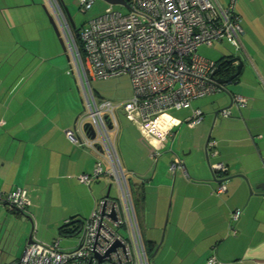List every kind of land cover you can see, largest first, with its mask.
Segmentation results:
<instances>
[{"label": "crops", "instance_id": "0c3cea01", "mask_svg": "<svg viewBox=\"0 0 264 264\" xmlns=\"http://www.w3.org/2000/svg\"><path fill=\"white\" fill-rule=\"evenodd\" d=\"M44 9L45 0H0V192L20 187L27 201L21 210L0 203V240L12 243L8 238L17 226L27 236L31 225L34 243L58 242L66 249L55 231L69 220H84L108 189V196L115 195L106 175L89 185L77 178L92 172L98 154L66 137L75 126L81 93L73 87L71 70L59 65L61 46L45 25ZM234 11L240 16L242 54L233 55L243 66L232 87L224 86L231 97L218 98L216 106L205 99L177 110L179 125L156 156L135 125L118 116L114 138L128 146L130 161L120 158L121 165L143 239L157 249L152 264H207L211 256L220 264H264V0H235ZM18 49L38 54L45 70H5L2 85V60L14 58ZM233 95L243 97L245 105L235 103ZM195 109L203 117L190 126ZM223 109L228 116H222ZM175 158L183 167L170 172ZM218 163L225 169L215 173ZM219 186L224 190L217 193ZM236 210L240 215L233 222ZM25 246L26 238L21 254Z\"/></svg>", "mask_w": 264, "mask_h": 264}, {"label": "built area", "instance_id": "2783aa9c", "mask_svg": "<svg viewBox=\"0 0 264 264\" xmlns=\"http://www.w3.org/2000/svg\"><path fill=\"white\" fill-rule=\"evenodd\" d=\"M93 1L79 0L80 6L86 8ZM47 2L65 43L83 104L66 137L98 154L92 172L77 178L89 185L106 175L116 185V195L97 200L82 220L77 244L70 250L60 249L58 242H33L25 246L14 264H152L129 180L114 144L118 116L132 122L154 156L158 155L173 128L179 125L169 111L187 107L193 100L223 88L216 82L218 63L200 56L197 48L226 41L235 49H242V27L240 16L234 11L235 0H228L225 5L217 0H129L126 14L110 6L84 21L78 30L81 48L75 42L62 0ZM123 74L129 76L132 96L120 102L97 100L91 81ZM232 100L241 106L246 103L237 95ZM221 114L226 117L229 112L223 109ZM202 117L200 109L193 110L189 125L200 123ZM214 144L213 140L208 142L210 147ZM177 167H183L179 158L170 162L169 171ZM224 169L221 163L213 165L215 173ZM223 190L219 186L217 193ZM26 202L23 188L0 192V203L11 209L21 210ZM239 215V210L232 212L231 220L235 222ZM207 264L220 262L211 256Z\"/></svg>", "mask_w": 264, "mask_h": 264}, {"label": "rangeland", "instance_id": "374dc122", "mask_svg": "<svg viewBox=\"0 0 264 264\" xmlns=\"http://www.w3.org/2000/svg\"><path fill=\"white\" fill-rule=\"evenodd\" d=\"M222 3H224L225 0H220ZM63 3L65 5V7L67 8V11L69 13V16L71 17V20L73 22V24L75 25V27H77V29L79 30L81 24L86 21L87 19L94 17L98 14H100L101 12H103L106 8L108 7H112V9L120 11L123 14H126L128 12V9H126L125 7L121 6V5H112L109 4L107 2H105L104 0H94L91 5L86 8V7H82L80 6V2L79 0H63ZM45 10H47L49 13V7H48V2L47 0H45ZM45 25L46 27L50 28V23L48 20V16L45 12ZM51 30V29H50ZM55 36V35H52ZM56 38V37H55ZM57 39V38H56ZM47 42H45V45L43 47V53L46 55L48 53V48H47ZM23 45V49L25 50L26 48V43L22 44ZM29 46L32 48L34 45L33 44H29ZM5 48V45L3 44V49ZM28 53L27 55H24L22 53V51L20 49L18 50H14L13 51V56L14 58H10L9 60H2L3 62V66H2V77H1V82L2 85L5 84V79H4V73L5 70H45V63H42L40 65L39 63V57L38 54L35 53V55H37V57H35V55L33 54L31 49L27 50ZM197 53L202 56L205 57L207 59H210L212 61H217L223 57H227L229 54H235V55H239L242 54L240 51H238L237 49H235L233 46H231L229 43H227L226 41H222V42H216L214 43L212 46H207V45H199L197 48ZM9 54V53H8ZM18 54V55H17ZM35 57H33V56ZM61 58H63V62L59 63L60 66L65 67L64 70H73L72 69V65L70 63L69 60H67L66 58V53H64L61 49ZM4 59V58H3ZM250 70V69H248ZM21 77V74L18 76V79ZM69 77L71 79V82L73 84V87L76 88V92L79 94L78 92V81H77V77L75 78L73 75L69 74ZM77 81V82H76ZM12 83H15V80L12 81ZM229 87H232L231 84H226ZM2 88V87H1ZM90 88L93 91L94 95L96 96L97 100H111L113 102H120L125 100L128 97H131L130 95H132V89H131V85H130V80H129V76L127 74H123L121 76L118 77H113V78H109V79H96L91 81L90 83ZM3 88L1 89L0 93L2 94ZM81 93V90H80ZM225 95L224 91H221L219 93L216 94H212L203 98H198L192 101L191 104H194L195 102H203V100H207L210 99V101H213V105H217L218 103H221L220 101H218V98H221L222 96ZM77 114L75 117L78 116L79 113H81V111L83 110V104L80 101H77ZM169 113L174 116V117H181V112L177 111V110H170ZM120 120L125 119L124 116L120 115ZM75 120V119H74ZM124 121V120H123ZM87 122V121H86ZM203 125V124H202ZM72 127H74V123L72 125ZM189 131H192V129H189ZM111 137L113 138V134H111ZM119 138H121V135L119 136ZM114 144H115V148H116V152L118 154L119 159H125L126 161H130L129 159V155L127 154V145L125 144L123 139H119L118 141H116V139L114 138ZM120 153V154H119ZM131 158V157H130ZM120 159V162H121ZM163 161V159H162ZM123 171H125L123 169ZM113 184V190H112V195H116V185L112 182ZM166 220L164 219V222ZM163 232L161 231L160 233V237L159 240H161V238L163 237ZM17 232H13L11 234V238H8L9 241H11L12 243H6L5 245L3 244V242L0 243V247H5L6 249L9 248L10 246L12 247L11 249H9L10 253L9 256L7 255L6 257H2L0 259V264L5 262V261H10L16 257H19V255L22 252L24 243H25V238L26 235L25 234H18ZM55 237L60 239L61 241V246L62 247H67L65 250L68 251L70 250L69 248H72L74 245L77 244L78 241V234L73 235V236H59V231L56 232L55 231ZM46 238L48 240H51V233H47Z\"/></svg>", "mask_w": 264, "mask_h": 264}, {"label": "water", "instance_id": "95a60500", "mask_svg": "<svg viewBox=\"0 0 264 264\" xmlns=\"http://www.w3.org/2000/svg\"><path fill=\"white\" fill-rule=\"evenodd\" d=\"M105 2H107V3H109V4H112V5H121V6H123V7H125L126 9H128L129 10V5H128V1L129 0H104ZM62 6H63V8H64V12H65V14H66V16H67V18H68V20H69V23H70V25L74 28L75 27V25L73 24V22H72V20H71V17L69 16V13H68V11H67V8L65 7V5H64V3H62ZM45 10V9H44ZM45 12H46V14H47V16H48V20H49V23H50V25H51V27H52V29H53V31H54V34H55V36L57 37V39H58V42H59V44H60V46H61V49H62V51L64 52V53H66V47H65V43H64V41H63V39H62V37L60 36V32H59V29H58V27H57V24H56V22L54 21V19H53V17H52V15L47 11V10H45ZM232 56L231 57H228V58H226L225 60L226 61H230V62H232V63H236L235 65H236V72H234L233 74H230L228 77H226V78H224V77H219V78H217L216 79V82H218V83H220V84H222V85H226V84H231V83H233V79H235V77H237L238 75H239V73H240V70H241V68H242V66H243V62H242V60H241V58L240 57H238V56H235V55H233V54H231ZM66 58H67V60L69 59L68 58V55L66 54ZM220 65L218 64V67H219ZM223 91H224V89H223ZM225 92V94H227L228 96H230V93H228L227 91H224ZM231 97V96H230ZM108 127H110V124L108 125ZM109 190V189H108ZM108 190H107V193H106V195H105V197H108ZM80 221V224H81V220H79ZM28 222L30 223V224H32L31 223V221L28 219ZM31 230H32V226L30 225V232H31ZM18 231V234H20V233H23V230L21 229V227L20 226H17V229H16V231L15 232H17ZM14 232V233H15ZM30 232H28V234H27V236H26V245L27 244H30V243H33V240H32V235H31V233ZM17 234V235H18ZM76 234H79V231H78V233H76ZM75 234V235H76ZM6 240H4V242H3V244L5 245L6 244V242H7V238H5ZM2 238H1V240H0V243L2 242ZM161 243V240H160V242L158 243V244H160ZM12 247H9V248H5L4 246L3 247H0V259L3 257H6L7 255L9 256V253H10V251H9V249H11ZM157 250V249H156ZM156 250L154 251V253L156 252ZM22 255V254H21ZM16 259H18V258H14V259H12V260H10V261H5V262H3V263H1V264H14V262H15V260Z\"/></svg>", "mask_w": 264, "mask_h": 264}, {"label": "trees", "instance_id": "16d2710c", "mask_svg": "<svg viewBox=\"0 0 264 264\" xmlns=\"http://www.w3.org/2000/svg\"><path fill=\"white\" fill-rule=\"evenodd\" d=\"M72 34L74 35V39H75V42H76L78 48H81V43H80L79 38H78V29H77V27H74V28L72 27ZM231 56L232 55L229 54L227 57H223V58H221V59L216 61L220 65L218 70L216 71V74L219 77L226 78L230 74H233L234 72H236V65H235L236 63H232L230 61H226L225 60L226 58L231 57ZM233 81H234V79H233ZM223 89H224V85H223V88H222L221 91H223ZM129 185H130V182H129ZM130 189H131V191H133L131 185H130ZM132 194H133V192H132ZM133 202H134L135 209H136V212H137V207H136V202H135V199H134V195H133ZM79 228H80V221L79 220H69L66 223L61 225V227L59 228V235L60 236H68V237L69 236H73L76 233H78ZM144 243H145L146 252H147L149 258H151V260H152L153 259L154 249H155V244H153V243L149 244L146 241H144ZM153 245H154V247H153Z\"/></svg>", "mask_w": 264, "mask_h": 264}, {"label": "bare ground", "instance_id": "6f19581e", "mask_svg": "<svg viewBox=\"0 0 264 264\" xmlns=\"http://www.w3.org/2000/svg\"><path fill=\"white\" fill-rule=\"evenodd\" d=\"M143 236V235H142ZM144 240V239H143ZM145 241V240H144ZM145 244V243H144Z\"/></svg>", "mask_w": 264, "mask_h": 264}]
</instances>
